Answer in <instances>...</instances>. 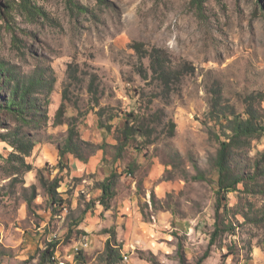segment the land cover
Returning <instances> with one entry per match:
<instances>
[{
  "label": "rangeland",
  "instance_id": "374dc122",
  "mask_svg": "<svg viewBox=\"0 0 264 264\" xmlns=\"http://www.w3.org/2000/svg\"><path fill=\"white\" fill-rule=\"evenodd\" d=\"M200 2L0 0V60L22 74L51 68L55 76L49 120L32 132L31 154L8 161L14 149L0 140V264H107L108 239L123 258L112 264H261L264 166L256 161L264 134L234 149L243 182L223 199L221 233L204 255L215 229V160L229 136L210 116L212 98L245 117L252 97L264 117V0ZM155 48L171 77L184 70L169 88L151 70ZM131 114L139 119L128 121L133 135L122 146ZM71 127L84 159L68 153L60 165L59 156L45 157L43 148L59 154ZM98 155L97 168L72 176V157ZM113 171L106 209L100 184ZM43 180H59L60 204H51ZM100 205L105 225L92 235L83 225ZM159 224L154 233L148 228Z\"/></svg>",
  "mask_w": 264,
  "mask_h": 264
},
{
  "label": "trees",
  "instance_id": "16d2710c",
  "mask_svg": "<svg viewBox=\"0 0 264 264\" xmlns=\"http://www.w3.org/2000/svg\"><path fill=\"white\" fill-rule=\"evenodd\" d=\"M201 0H195L198 5H201ZM26 10L35 15L38 13L26 1ZM37 15V14H36ZM157 49L151 53V70L157 79L165 84L168 88L171 82L180 79L184 70H174L171 77V70L169 60L164 57L156 56ZM55 84L54 72L51 68L35 69L31 74H22L15 70L14 67L8 66L4 61L0 60V140L6 141L13 149L8 161L19 159L24 162V156H29L36 144L33 134L34 129H41L44 127L48 120V105L49 96L53 91ZM89 92L94 96V102L99 104L98 86L96 84V77H93L89 83ZM66 99V98H65ZM254 98H249V105L246 108V116L242 117L237 115L234 111L230 110L227 106L224 110L221 109L220 95H215L212 98V109L210 116L212 119L219 121L223 128L229 130V136L221 140L220 135L218 138L221 140L220 148L218 150L215 165L219 172L218 188L216 191V215H215V229L211 234L209 240V247L205 252L204 258L208 257L215 241L221 233L219 224L220 207L223 199L227 198L230 192H235L240 183L243 182V176L236 173L232 166V156L234 149L244 148L249 145L253 138H257L264 134V117L261 115L253 104ZM64 103L59 108L56 114V124L62 123L64 115ZM222 111V112H221ZM123 135L125 142L122 146L126 145L128 140L133 135L134 126L130 125L128 121L136 122L137 117L127 118ZM140 131V129H139ZM33 132V133H32ZM141 135H147V130L143 129ZM78 133L74 127L69 130V135L65 140L63 146H58L59 149V164L63 165L67 162V154L73 153L84 159L82 153L77 148ZM124 148H120L122 152ZM120 152V153H121ZM23 157V158H22ZM26 170H31L30 164H25ZM264 166V150L259 159L256 161V168L260 169ZM131 168H129L130 170ZM132 170V169H131ZM118 173L113 171L101 184L100 189L102 194L99 198L100 203L109 208V201L113 195V188L116 184ZM47 194L50 197L51 204H60L62 200L59 199L58 188L60 186L59 180H54L51 184H47L43 180ZM105 258L107 264H112L118 259L122 260V255L119 249L115 247L111 239L106 241ZM202 260L199 261V264Z\"/></svg>",
  "mask_w": 264,
  "mask_h": 264
},
{
  "label": "crops",
  "instance_id": "0c3cea01",
  "mask_svg": "<svg viewBox=\"0 0 264 264\" xmlns=\"http://www.w3.org/2000/svg\"><path fill=\"white\" fill-rule=\"evenodd\" d=\"M45 153L44 156L47 157L48 155H50L51 157H55L58 158L59 154L57 152V150L55 148H43ZM101 157L95 156V158H93V160H91L90 162H84L81 161L80 159L77 158H71L70 160V164H71V174L73 177H79L81 175H83L86 171H93L95 168L98 167V164L100 163ZM32 177V176H31ZM128 207L129 210L131 209L130 207V203L129 205H125L124 208ZM120 209H123V207H121ZM109 212V210H107ZM111 212V211H110ZM103 214V207L98 206L96 213L92 214L87 220V222L84 223L83 227H84V231L87 233H93L92 235H94V232L98 233L103 227H104V221L101 220V216ZM133 220L135 221V218H133ZM130 225H134V222L130 221L129 223ZM147 228V227H146ZM148 228L151 230V232H156V230L161 229L163 227L160 226V224L158 226H154V225H148ZM131 231L128 232V234H130ZM142 234V233H141ZM258 260L254 259V264L257 263ZM264 261V257L261 259V264H263Z\"/></svg>",
  "mask_w": 264,
  "mask_h": 264
},
{
  "label": "built area",
  "instance_id": "2783aa9c",
  "mask_svg": "<svg viewBox=\"0 0 264 264\" xmlns=\"http://www.w3.org/2000/svg\"><path fill=\"white\" fill-rule=\"evenodd\" d=\"M85 246V245H84ZM85 247H87V244H86V246Z\"/></svg>",
  "mask_w": 264,
  "mask_h": 264
}]
</instances>
